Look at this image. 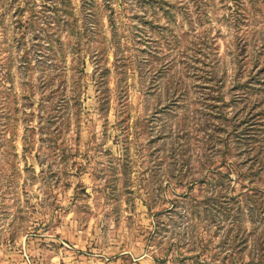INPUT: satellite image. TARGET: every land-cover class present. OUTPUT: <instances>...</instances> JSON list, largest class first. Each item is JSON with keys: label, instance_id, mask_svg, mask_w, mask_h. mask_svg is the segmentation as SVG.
Instances as JSON below:
<instances>
[{"label": "rangeland", "instance_id": "1", "mask_svg": "<svg viewBox=\"0 0 264 264\" xmlns=\"http://www.w3.org/2000/svg\"><path fill=\"white\" fill-rule=\"evenodd\" d=\"M264 264V0H0V264Z\"/></svg>", "mask_w": 264, "mask_h": 264}, {"label": "trees", "instance_id": "2", "mask_svg": "<svg viewBox=\"0 0 264 264\" xmlns=\"http://www.w3.org/2000/svg\"><path fill=\"white\" fill-rule=\"evenodd\" d=\"M250 264H258L254 256L251 257Z\"/></svg>", "mask_w": 264, "mask_h": 264}]
</instances>
